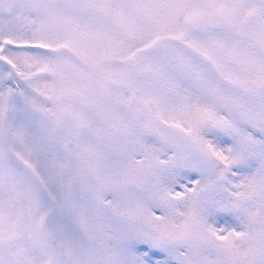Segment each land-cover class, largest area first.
<instances>
[{
  "label": "snow or ice",
  "instance_id": "obj_1",
  "mask_svg": "<svg viewBox=\"0 0 264 264\" xmlns=\"http://www.w3.org/2000/svg\"><path fill=\"white\" fill-rule=\"evenodd\" d=\"M0 264H264V0H0Z\"/></svg>",
  "mask_w": 264,
  "mask_h": 264
}]
</instances>
